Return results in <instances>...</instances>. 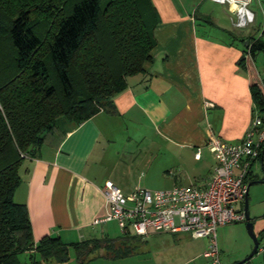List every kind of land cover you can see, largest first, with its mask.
I'll use <instances>...</instances> for the list:
<instances>
[{
	"label": "crops",
	"instance_id": "obj_1",
	"mask_svg": "<svg viewBox=\"0 0 264 264\" xmlns=\"http://www.w3.org/2000/svg\"><path fill=\"white\" fill-rule=\"evenodd\" d=\"M151 2L160 19L151 60L144 64L143 73L126 79V90L112 100L113 113L102 111L76 127L61 123L38 154L27 157L20 168L14 201L27 209L35 244L46 236L75 244L101 233L103 225L94 226L93 221L107 213L101 192L104 184L111 182L125 195L143 189L134 177L144 160L136 150L141 144H146L148 154L157 151L163 170L176 167L179 177H193L184 172L186 166H194L192 172L206 170L200 177L206 183L214 168L208 139L240 143L256 115L250 72L237 67L245 49L242 39L253 36L224 29L221 17H206L213 27L205 18L185 15L173 0ZM224 11L230 14L227 6ZM229 19L235 31L242 30ZM201 22L206 24L204 30L198 29ZM256 61L255 57L252 70L264 91V70ZM133 144L135 149L130 147ZM173 180L171 188L181 186L176 176ZM182 244L188 253L184 259L206 254L193 252L198 247L185 240ZM263 248L257 254L261 260L250 263L264 264ZM249 249L250 245L241 250L243 258ZM242 260L226 259L224 264Z\"/></svg>",
	"mask_w": 264,
	"mask_h": 264
},
{
	"label": "trees",
	"instance_id": "obj_2",
	"mask_svg": "<svg viewBox=\"0 0 264 264\" xmlns=\"http://www.w3.org/2000/svg\"><path fill=\"white\" fill-rule=\"evenodd\" d=\"M154 8L151 0H109L103 10L99 0H0V264H24L20 254H30L26 264H66L70 250L78 264H90L99 250L104 259L131 256L135 235L68 245L46 236L35 244L27 209L13 194L26 158L61 123L76 127L102 111L113 113L126 79L151 60L160 24ZM242 41L237 67L250 72L251 100L261 114L264 91L252 65L264 53V30ZM248 181L254 183L252 173ZM257 239L264 240V226Z\"/></svg>",
	"mask_w": 264,
	"mask_h": 264
},
{
	"label": "built area",
	"instance_id": "obj_3",
	"mask_svg": "<svg viewBox=\"0 0 264 264\" xmlns=\"http://www.w3.org/2000/svg\"><path fill=\"white\" fill-rule=\"evenodd\" d=\"M210 1L229 8L236 29L249 27L254 22V14L248 10L252 0ZM261 15L264 19V9ZM263 145L264 113L256 112L240 143L229 144L213 136L208 139L206 147L213 156L215 168L203 187L174 186L156 192L143 188L125 195L111 182H106L101 192L107 213L103 218L95 219L93 225L113 221L121 234L142 239L149 231L169 235L188 233L192 240H209L204 258L211 259L210 264H220L214 239L216 230L245 221L246 185ZM199 157L200 150L195 155L196 159ZM249 261L242 264H252Z\"/></svg>",
	"mask_w": 264,
	"mask_h": 264
},
{
	"label": "rangeland",
	"instance_id": "obj_4",
	"mask_svg": "<svg viewBox=\"0 0 264 264\" xmlns=\"http://www.w3.org/2000/svg\"><path fill=\"white\" fill-rule=\"evenodd\" d=\"M176 3V6L180 8L185 15L196 16V19L206 20V17L210 19L221 17L224 21L223 27L226 30L233 31L236 35H247V33L252 36H258V34L262 33V29L264 28V19L261 18V11L264 9V0H252L248 10L254 14V22L249 27L243 28L240 31H235V29L231 26L229 22V18L232 16L226 11V7L221 6V4L211 2L210 0H173ZM109 0H99V7L101 10L106 8ZM213 21V20H212ZM219 22V19L218 21ZM214 23V22H213ZM205 23H198V29L204 30ZM214 25V24H213ZM203 26V27H202ZM201 27V28H200ZM237 45H240L239 43ZM257 58V66L264 70V53H258ZM120 146V145H118ZM132 149H135L136 145H131ZM146 148V144H141V146H137L136 150H140V157L143 158V162L141 168L135 173V181L140 188H145L151 190V192H156L157 190H168L174 184V177H177L181 186H199L205 183L200 180V177L205 176L207 173L204 171H194V166H186L184 168V172L190 176V178H182L179 177L181 175L176 167H168V170H163V162L162 159L156 157V152H150V154L146 153L144 150ZM135 151V150H133ZM139 152V153H140ZM154 157V158H153ZM209 162L211 164L215 163L213 159ZM149 163V164H148ZM153 165L150 170L149 165ZM208 170V169H207ZM213 170V169H212ZM167 174H166V172ZM165 172V173H164ZM164 173V174H163ZM254 182H258L257 184H252L248 190V212L251 222L253 223V230L255 236L257 237L261 232L264 226V154L261 160H257L253 166L252 171ZM251 182H248V184ZM101 233H97L94 238H109L113 240L119 239L121 236L120 231L118 230V226L115 222H108L106 225L101 226ZM151 234L150 238L144 240L142 238H138L137 240L130 241V246L132 250V254L129 258H120L117 260L114 259H104L103 252L101 250L97 251L94 256H91L89 260H91L90 264H209L211 259H204L203 253L198 256L199 250L208 251L209 241L207 239H197L192 240L190 234L183 233L179 234V237H175L172 235H167L165 233L153 234L152 231H149ZM216 244L218 249V255L220 264H224L226 259L236 260V259H245L242 257V251L246 250L248 246H251L249 249V253L253 247V241L247 233L246 230V222H236L231 225H224L222 227L217 228L216 230ZM191 243L192 246L198 247L197 251H193L198 253L197 256L191 259H184L188 256L184 249V244L182 241ZM264 247V240L260 242V248ZM184 249V250H183ZM242 250V251H241ZM185 251V252H184ZM184 252V253H183ZM205 252V253H206ZM183 253V254H182ZM247 254L246 258L249 256ZM30 254H20L17 258L21 259L22 263H30L28 259ZM74 252L70 250V260L66 264H78L77 260L74 257ZM256 260H261L259 255L253 256L252 263Z\"/></svg>",
	"mask_w": 264,
	"mask_h": 264
},
{
	"label": "water",
	"instance_id": "obj_5",
	"mask_svg": "<svg viewBox=\"0 0 264 264\" xmlns=\"http://www.w3.org/2000/svg\"><path fill=\"white\" fill-rule=\"evenodd\" d=\"M263 154H264V149L262 150V157H263ZM261 182H264V181H261ZM257 183L258 182H254V183L251 182L248 185H246L247 188H246V195H245V199H244V208H243L244 218H245V222H246V230H247L248 235L250 236V238L253 241V247H252L251 252L249 253V256L247 258H245V260L237 261L234 264H242L243 262L249 261L250 259L253 258L254 255H257V252L259 250L260 243L258 242V239L255 236V233L253 230V223L250 221L249 212H248V199H247L248 198V190H249L250 185L257 184Z\"/></svg>",
	"mask_w": 264,
	"mask_h": 264
}]
</instances>
